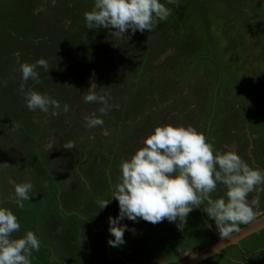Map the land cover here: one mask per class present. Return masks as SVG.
Returning a JSON list of instances; mask_svg holds the SVG:
<instances>
[{
	"label": "rangeland",
	"instance_id": "374dc122",
	"mask_svg": "<svg viewBox=\"0 0 264 264\" xmlns=\"http://www.w3.org/2000/svg\"><path fill=\"white\" fill-rule=\"evenodd\" d=\"M161 2L172 9L166 21L118 40L87 28L94 0H0V207L20 223L13 238L37 235L31 264H179L224 239L205 201L183 229L125 218V243L108 244L118 201L100 210L96 201L111 198L121 161L155 126H192L217 151H235L264 171V0ZM41 58L50 70L38 67L40 83L27 87L58 100L56 116L28 110L20 92L19 65ZM93 82L113 106L106 115L82 98ZM92 113L102 127L86 126ZM28 181L33 191L21 209L10 197L14 183ZM225 192L218 184L210 195ZM254 197L259 216L264 190L249 202ZM198 264H264V229Z\"/></svg>",
	"mask_w": 264,
	"mask_h": 264
},
{
	"label": "clouds",
	"instance_id": "9594fccd",
	"mask_svg": "<svg viewBox=\"0 0 264 264\" xmlns=\"http://www.w3.org/2000/svg\"><path fill=\"white\" fill-rule=\"evenodd\" d=\"M166 2L174 5L177 0ZM171 14L172 9L161 0H94L93 8L84 13V18L88 29H108L109 34L122 40L129 30L153 32L158 23L166 21ZM38 67L50 70L43 58L19 65L20 92L25 105L30 111L59 115L58 100L27 87L29 80L40 83ZM107 97V93L97 94L94 82L82 94L85 103L102 105L98 110L101 115H106L113 107ZM68 110L69 106L64 105L63 111ZM85 120L89 128L102 127L104 123L96 113L86 116ZM19 126L13 122L12 128ZM104 134H108L107 130ZM64 148L72 150L75 144L67 142ZM218 184L225 186V196L213 199L210 194L216 191ZM262 185L264 171L251 167L235 151H217L204 133L192 126L166 124L155 126L142 146L129 159L121 161L120 179L113 195L107 200L97 199L96 203L100 210L106 208L113 197L118 201L119 215L109 217V232L114 239H109L108 244L112 247L125 243L127 226L120 223L125 218L134 222L143 219L153 225L165 219L178 221L177 227L183 229L188 215L195 208H201L205 201L207 207H202L203 210L215 221L220 236L228 238L240 231L239 225L256 219L254 208L259 198L254 197L249 202L248 196L264 190ZM32 191L31 181L14 183L10 199L22 209L23 202L31 199ZM19 230L20 223L13 212L0 207V264H31L33 251H40V242L33 231H27L22 238H13Z\"/></svg>",
	"mask_w": 264,
	"mask_h": 264
},
{
	"label": "water",
	"instance_id": "95a60500",
	"mask_svg": "<svg viewBox=\"0 0 264 264\" xmlns=\"http://www.w3.org/2000/svg\"><path fill=\"white\" fill-rule=\"evenodd\" d=\"M264 229V216L260 217L256 221L252 222L251 224L247 225L243 229H240L239 232L233 233L228 238H218V242L212 245L211 247L193 255L189 258L183 260L179 264H198L213 255L219 253L222 249L230 244H237L240 240Z\"/></svg>",
	"mask_w": 264,
	"mask_h": 264
},
{
	"label": "crops",
	"instance_id": "0c3cea01",
	"mask_svg": "<svg viewBox=\"0 0 264 264\" xmlns=\"http://www.w3.org/2000/svg\"><path fill=\"white\" fill-rule=\"evenodd\" d=\"M259 213H260L259 216L256 215V219H255V220H257V219H259L261 216H263V215H261V211H259ZM253 222H254V221H253ZM240 241H241V240H240Z\"/></svg>",
	"mask_w": 264,
	"mask_h": 264
},
{
	"label": "trees",
	"instance_id": "16d2710c",
	"mask_svg": "<svg viewBox=\"0 0 264 264\" xmlns=\"http://www.w3.org/2000/svg\"><path fill=\"white\" fill-rule=\"evenodd\" d=\"M261 211V210H260ZM262 211H263V208H262ZM261 211V215H264V213Z\"/></svg>",
	"mask_w": 264,
	"mask_h": 264
}]
</instances>
